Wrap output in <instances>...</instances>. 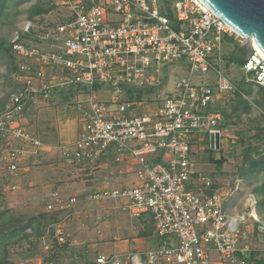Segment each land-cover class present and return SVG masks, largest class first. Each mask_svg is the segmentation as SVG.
Listing matches in <instances>:
<instances>
[{
  "label": "built area",
  "instance_id": "built-area-1",
  "mask_svg": "<svg viewBox=\"0 0 264 264\" xmlns=\"http://www.w3.org/2000/svg\"><path fill=\"white\" fill-rule=\"evenodd\" d=\"M53 1L68 15L56 26L50 48L27 47L20 33L10 41L16 55L32 62L17 65L21 86L0 109L2 190L15 191L27 170L21 160L47 145L21 123L28 104L69 96L82 123L73 140L54 145L60 158L80 171L110 159L119 173L130 167L136 178L131 185L94 189L87 200L112 201L130 216L152 218L156 241L136 251L129 247L131 264H264V244L243 241L240 220L226 212L223 189L192 158L195 140L210 153L224 148L225 118L211 109L238 91L223 70L221 51L223 36L234 32L202 0ZM183 59L188 75L150 106L143 91L158 85L165 64ZM241 70L246 82L264 88V56L252 45ZM210 72L214 82L191 80ZM102 88L109 91L106 101L98 98ZM137 91L140 98L130 97ZM210 135L218 136V149H211ZM74 202V196L54 193L46 208L63 210ZM250 217L264 232V217ZM102 219L96 215L94 224ZM56 236L64 242L60 229ZM119 254L100 253L89 264H121Z\"/></svg>",
  "mask_w": 264,
  "mask_h": 264
},
{
  "label": "rangeland",
  "instance_id": "rangeland-1",
  "mask_svg": "<svg viewBox=\"0 0 264 264\" xmlns=\"http://www.w3.org/2000/svg\"><path fill=\"white\" fill-rule=\"evenodd\" d=\"M67 15L66 7L53 0H0V109L21 86L17 65L32 62L13 52V36L20 33V40L27 47L48 49L56 26ZM26 24L28 32L24 30ZM223 38V70L238 91L223 95L211 110L224 116L228 135L224 148L212 154L193 141L192 158L196 169L204 171L216 187L223 189L228 216L242 217L243 241L260 247L264 232L249 216L252 207L247 199L254 201L257 216L263 218L264 90L246 82L240 68V61L251 51L250 41L235 33ZM187 75L186 59L165 64L158 73V85L147 93L144 90V98L154 107ZM191 80L206 84L214 82L215 76L211 72L197 73ZM97 93L100 100L109 99L108 89ZM21 123L47 145L21 160V167L27 170L20 175L15 191L2 190L5 173L0 169V264H88L98 254L111 252L120 253L121 264H131L126 257L129 247L136 251L154 244L156 236L147 214L134 217L120 211L112 201L96 204L87 200V195L101 186L133 184L136 178L130 167H123L119 173L117 164L104 159L80 171L60 158L54 145L73 140L82 123L69 96L33 99ZM54 193L61 199L74 196L76 202L63 210L48 211L46 205L54 199ZM96 215L103 217L99 224H94ZM57 229L63 233L64 242L58 241Z\"/></svg>",
  "mask_w": 264,
  "mask_h": 264
},
{
  "label": "water",
  "instance_id": "water-1",
  "mask_svg": "<svg viewBox=\"0 0 264 264\" xmlns=\"http://www.w3.org/2000/svg\"><path fill=\"white\" fill-rule=\"evenodd\" d=\"M235 34L251 40L264 54V0H202ZM211 149L218 136H209Z\"/></svg>",
  "mask_w": 264,
  "mask_h": 264
},
{
  "label": "bare ground",
  "instance_id": "bare-ground-1",
  "mask_svg": "<svg viewBox=\"0 0 264 264\" xmlns=\"http://www.w3.org/2000/svg\"><path fill=\"white\" fill-rule=\"evenodd\" d=\"M249 40V39H248ZM250 41V43H251V40H249ZM251 45L258 51V52H260L261 53V55H263L264 56V54L258 49V47L255 45V44H253V43H251ZM253 197V196H252ZM249 200H251V212L249 213V216H256L257 217V212H256V209H255V207L253 206V204H254V201L250 198V199H247V201H249ZM242 219V217L240 218L239 217V220H241ZM232 220L233 221H235V220H238V217L237 216H233L232 217Z\"/></svg>",
  "mask_w": 264,
  "mask_h": 264
},
{
  "label": "trees",
  "instance_id": "trees-1",
  "mask_svg": "<svg viewBox=\"0 0 264 264\" xmlns=\"http://www.w3.org/2000/svg\"><path fill=\"white\" fill-rule=\"evenodd\" d=\"M4 8V6L2 7V9ZM1 9V10H2ZM243 62V60H241L240 61V63H242ZM264 90V89H263ZM237 95H239L238 93H237ZM133 96H135L136 98H140L141 96H142V91H137V93L135 94V95H132V94H130V97H133ZM245 106H248V103H247V101L246 100H242L241 101ZM143 215V214H142ZM145 215V214H144ZM148 215V214H147ZM149 217H150V215H148ZM150 220H151V229H153V231H154V225H153V221H152V218L150 217ZM27 226H30V222L29 223H27V225H26V227ZM145 234V232L144 233H141V236H143ZM2 264V263H1ZM89 264V263H88Z\"/></svg>",
  "mask_w": 264,
  "mask_h": 264
},
{
  "label": "crops",
  "instance_id": "crops-1",
  "mask_svg": "<svg viewBox=\"0 0 264 264\" xmlns=\"http://www.w3.org/2000/svg\"><path fill=\"white\" fill-rule=\"evenodd\" d=\"M223 41H224V38H223ZM224 59V58H223ZM245 59V58H244ZM244 59H243V62H244ZM243 62L241 63V65L243 64ZM225 65V64H224ZM241 65H240V68H241ZM193 82V81H192ZM194 83H198V82H194ZM264 89V88H263ZM209 152V151H208ZM210 153V152H209ZM212 154V153H211ZM199 171V170H198ZM200 172H202V173H204L205 174V172L204 171H200ZM124 242H126L127 243V240H124Z\"/></svg>",
  "mask_w": 264,
  "mask_h": 264
}]
</instances>
